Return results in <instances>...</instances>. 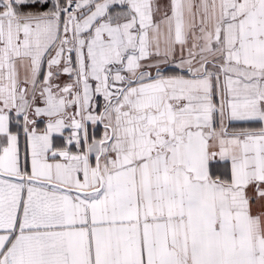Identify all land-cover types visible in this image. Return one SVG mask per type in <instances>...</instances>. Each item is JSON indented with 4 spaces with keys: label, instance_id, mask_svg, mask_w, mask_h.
Masks as SVG:
<instances>
[{
    "label": "snow or ice",
    "instance_id": "snow-or-ice-1",
    "mask_svg": "<svg viewBox=\"0 0 264 264\" xmlns=\"http://www.w3.org/2000/svg\"><path fill=\"white\" fill-rule=\"evenodd\" d=\"M0 264H264V0H0Z\"/></svg>",
    "mask_w": 264,
    "mask_h": 264
}]
</instances>
